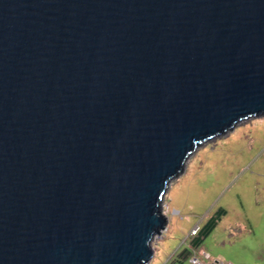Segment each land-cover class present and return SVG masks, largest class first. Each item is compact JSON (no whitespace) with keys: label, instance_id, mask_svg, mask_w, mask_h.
Returning a JSON list of instances; mask_svg holds the SVG:
<instances>
[{"label":"water","instance_id":"95a60500","mask_svg":"<svg viewBox=\"0 0 264 264\" xmlns=\"http://www.w3.org/2000/svg\"><path fill=\"white\" fill-rule=\"evenodd\" d=\"M264 117V0H0V264H147L170 181Z\"/></svg>","mask_w":264,"mask_h":264},{"label":"rangeland","instance_id":"374dc122","mask_svg":"<svg viewBox=\"0 0 264 264\" xmlns=\"http://www.w3.org/2000/svg\"><path fill=\"white\" fill-rule=\"evenodd\" d=\"M190 178L198 188L211 187L213 193L203 207L190 202L192 207L182 210V190ZM170 200L180 214L173 212ZM162 203L167 222L150 241L153 256L147 264H191L181 256L189 247L190 231L218 206L226 214L191 254L202 264H264V117L242 120L198 146L182 173L170 181ZM200 251L208 257L204 259Z\"/></svg>","mask_w":264,"mask_h":264},{"label":"crops","instance_id":"0c3cea01","mask_svg":"<svg viewBox=\"0 0 264 264\" xmlns=\"http://www.w3.org/2000/svg\"><path fill=\"white\" fill-rule=\"evenodd\" d=\"M212 155H208V157H210ZM216 161V160H215ZM217 161H219V158L217 159ZM196 177V176H195ZM194 177V178H195ZM194 178H190L188 179V183L185 184L184 186V189L182 190V192H184V195H183V200L184 202H182L180 205H181V208L182 210H185V209H188L192 206H190V202L192 203H195V207L196 206H200V207H203V202H205L207 200V197L208 196H211V194L213 193L212 192V188L211 187H208L206 190H203V189H200L198 188V186L196 185L195 181H193ZM199 178V177H198ZM193 182V184L191 183ZM171 202V209L173 210V212L177 215V214H180L179 210L176 208V207H173V203L172 201L170 200ZM218 207H221V206H218ZM222 208V207H221ZM224 209V208H223ZM225 210V209H224ZM210 214V213H209ZM226 214V212L224 213V215ZM222 215L220 217V220L218 221V223L221 221L222 217L224 216ZM208 216V214L204 217L203 221L206 219V217ZM217 223V224H218ZM216 224V225H217ZM193 226V225H192ZM190 226L188 228V230L192 227ZM188 232V231H187Z\"/></svg>","mask_w":264,"mask_h":264},{"label":"trees","instance_id":"16d2710c","mask_svg":"<svg viewBox=\"0 0 264 264\" xmlns=\"http://www.w3.org/2000/svg\"><path fill=\"white\" fill-rule=\"evenodd\" d=\"M225 210L221 207L215 209L212 213H210L206 219L202 222L200 226H198L195 234L189 236V247H185L182 250L181 256L188 257L191 255V250L194 252L199 249V245L201 241L204 239L206 235L215 227V225L220 220V217L224 215Z\"/></svg>","mask_w":264,"mask_h":264},{"label":"built area","instance_id":"2783aa9c","mask_svg":"<svg viewBox=\"0 0 264 264\" xmlns=\"http://www.w3.org/2000/svg\"><path fill=\"white\" fill-rule=\"evenodd\" d=\"M162 208H163V204H162ZM164 210L165 209L163 208V211ZM197 229H198V226L197 225L194 226V228L190 231V234L189 235L195 234V232L197 231ZM198 254L201 255L204 259L208 257L207 254L204 253V252H202V251H200ZM189 262L191 264H202L200 262V260L198 259V257L194 253L189 256Z\"/></svg>","mask_w":264,"mask_h":264},{"label":"clouds","instance_id":"9594fccd","mask_svg":"<svg viewBox=\"0 0 264 264\" xmlns=\"http://www.w3.org/2000/svg\"><path fill=\"white\" fill-rule=\"evenodd\" d=\"M163 204V203H162ZM162 211H163V208H162ZM164 212V211H163ZM165 214V213H164ZM166 215V214H165ZM190 236V235H189Z\"/></svg>","mask_w":264,"mask_h":264}]
</instances>
